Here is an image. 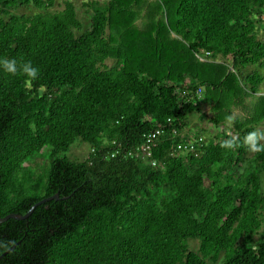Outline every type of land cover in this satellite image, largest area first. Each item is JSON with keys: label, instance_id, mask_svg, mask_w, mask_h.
I'll use <instances>...</instances> for the list:
<instances>
[{"label": "trees", "instance_id": "16d2710c", "mask_svg": "<svg viewBox=\"0 0 264 264\" xmlns=\"http://www.w3.org/2000/svg\"><path fill=\"white\" fill-rule=\"evenodd\" d=\"M53 6L0 0V57L40 69L0 70V218L58 196L0 225V264H264V0L93 2L88 28ZM205 108L231 131L186 134Z\"/></svg>", "mask_w": 264, "mask_h": 264}, {"label": "rangeland", "instance_id": "374dc122", "mask_svg": "<svg viewBox=\"0 0 264 264\" xmlns=\"http://www.w3.org/2000/svg\"><path fill=\"white\" fill-rule=\"evenodd\" d=\"M47 1V0H45ZM67 0H54V6L51 9L52 11H59L62 10L64 8V2ZM75 3L76 7H77V13H78V17L82 20V22L85 25V28H88L90 26V17H91V11L90 9L85 5L86 4H90L93 2L96 3H105L107 0H71ZM43 10H40L39 8H37L35 5L30 4V5H25V6H19L16 9H14V13L16 15H35L37 13L42 12ZM207 114V116H205ZM205 116V117H204ZM210 113H209V109L205 108L204 109V115L202 118L200 115H193L190 119V127H188L189 129L191 128H196V127H200L197 128L198 130H206V135L211 132L213 133H209L207 136L209 137V140L212 139L211 136H214L215 134H219L221 131L224 132H230L231 131V127L229 128H224L222 129L220 132L218 130H216L213 125H209V117ZM198 130H195V133L197 135H199ZM88 153V146L84 143H80L78 145L73 146L70 151L67 154H61L59 157L63 158V157H67L70 160L73 161H81L84 160L87 156ZM44 161H40V165L41 163H43ZM264 231V225H263V230ZM259 240V236L256 237V241ZM191 249L192 251H198L199 247H200V243L199 241H191ZM212 264V263H211ZM220 264V263H217Z\"/></svg>", "mask_w": 264, "mask_h": 264}, {"label": "clouds", "instance_id": "9594fccd", "mask_svg": "<svg viewBox=\"0 0 264 264\" xmlns=\"http://www.w3.org/2000/svg\"><path fill=\"white\" fill-rule=\"evenodd\" d=\"M0 70L5 73L15 76L17 74L23 75L29 80H35L38 78L40 69L33 65L31 61H17L16 59H7L0 57ZM232 117H228V122L231 123ZM264 137H258L256 132L249 133L244 140V143L249 146V150L252 152L264 151V144H260L258 141ZM236 146L234 139L225 141L222 147L232 149Z\"/></svg>", "mask_w": 264, "mask_h": 264}, {"label": "built area", "instance_id": "2783aa9c", "mask_svg": "<svg viewBox=\"0 0 264 264\" xmlns=\"http://www.w3.org/2000/svg\"><path fill=\"white\" fill-rule=\"evenodd\" d=\"M210 56L209 52H206L205 55H200L199 58H201L202 60H206L208 59V57ZM164 134V131L161 130H156L154 132H152L148 138H147V144L144 145L143 147H141L138 151V154H136L137 157H142L145 159H148L151 157L152 154V146L151 143H153V141H155L157 138H159L160 136H162ZM174 134L177 135L178 133L176 131H174ZM203 140L201 138L199 139H187V141H184L182 143H179L176 147V153H193L196 156H198L199 154V150L198 147H200L202 145ZM135 155L132 152L129 153V156Z\"/></svg>", "mask_w": 264, "mask_h": 264}, {"label": "water", "instance_id": "95a60500", "mask_svg": "<svg viewBox=\"0 0 264 264\" xmlns=\"http://www.w3.org/2000/svg\"><path fill=\"white\" fill-rule=\"evenodd\" d=\"M55 198L58 199V196H55V197H52V198H49V199L43 200L42 202L36 204V205L33 206V207L31 208V210H30L26 215H24V216H20V215H17V214H10V215H8V216H6V217H4V218H0V225L3 224L4 222L10 220V219L17 220V221H23V220H26L27 218H29V217L32 215V213L34 212V210L36 209V207H37L38 205L43 204V203H45V202H47V201H50V200H52V199H55Z\"/></svg>", "mask_w": 264, "mask_h": 264}, {"label": "crops", "instance_id": "0c3cea01", "mask_svg": "<svg viewBox=\"0 0 264 264\" xmlns=\"http://www.w3.org/2000/svg\"><path fill=\"white\" fill-rule=\"evenodd\" d=\"M264 95V86L262 87V90H261V92H259L258 94H257V97H259V96H263ZM196 128H200L199 126L198 127H196ZM195 128H191V129H189V128H187V130H186V134H188V133H190V134H194L195 133ZM213 131V130H212ZM209 132V133H213V132ZM254 132H256L257 134H258V137H264V121L262 122V123H260L256 128H255V130H254ZM208 133V134H209ZM207 134V135H208ZM259 143H264V138H262V139H259V141H258Z\"/></svg>", "mask_w": 264, "mask_h": 264}]
</instances>
